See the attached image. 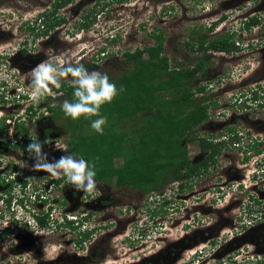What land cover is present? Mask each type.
I'll list each match as a JSON object with an SVG mask.
<instances>
[{
	"label": "rangeland",
	"instance_id": "rangeland-1",
	"mask_svg": "<svg viewBox=\"0 0 264 264\" xmlns=\"http://www.w3.org/2000/svg\"><path fill=\"white\" fill-rule=\"evenodd\" d=\"M96 1L75 0L58 8L57 15L64 22L44 35L43 27L26 31L39 15L28 23L23 17L33 7L50 8L51 0H0V55L14 52L8 63L0 59V95L8 99L2 108L0 105L3 110L0 116L4 113L24 117L26 106L31 103L30 80L25 74L49 57L64 54L71 62L79 61L89 71L105 72L113 80L125 66L121 52L152 43L149 33L154 27L165 32L164 53L171 66L192 65L187 58L196 59L203 54L190 50L185 42L193 44L200 36L212 39L233 32L237 44L233 55L216 50L206 52L205 71L190 86L193 89L203 83L206 97L203 102H216V106L208 108V119L194 132L223 145L218 147L216 163L206 172L190 180L186 174L182 175L183 181L191 185L182 192L178 191L176 181L164 183L149 194L126 185L117 187L112 181L109 186L97 182V190L91 194L77 191L73 186L69 193H62L59 189L63 180L53 183L56 178L32 169L35 160L26 161L28 155L16 142L14 130L9 138L0 139V264H40V256L57 255V264H88L87 258L93 256L97 264H236L229 254L235 252L237 239L247 236L249 228L257 231L263 222L259 218L262 215L252 211L256 206H252L254 197L249 195L264 197L261 189L264 187V57L256 49L264 45V28L255 25L244 30L242 23L243 17L254 9L258 16H264V0H124L109 3L102 12L100 6L106 0L94 6ZM93 7L99 9L95 22L78 29L82 16L91 13ZM214 21H218L215 28L205 31ZM39 24L36 21L35 25ZM252 39L253 53L248 44ZM23 45L27 52L21 50ZM102 51H113L116 55L102 58ZM252 87H258L256 100L252 98L253 92H249ZM239 92H247L251 100L235 101ZM48 95L50 100L44 102L43 97L32 110L38 109L36 117L28 119L29 122L26 119L25 125L26 134L37 139H41V129H50L53 144L43 152L52 162L65 155L63 149L68 147L70 130L60 133L59 124L46 119L45 112L47 104L62 105L67 100L66 94L53 87ZM42 112L45 113L38 115ZM228 137H239L242 147L239 149ZM252 139L260 150L257 155L251 149ZM187 151L193 162L207 154L197 141L188 142ZM127 156L125 153L123 157ZM4 188L9 191L5 192ZM151 209L159 212L151 216ZM44 210L50 222H61L65 215L77 217V221L83 219L82 231L95 228L83 239L84 249L75 245L77 232L65 226L53 222L48 229L37 228L31 215ZM186 232L190 234L189 242L176 240L173 251L178 248L180 252L172 251L169 255L163 249L166 243ZM209 238L213 240L207 242ZM92 241L93 245L99 242L98 247L102 244L99 251L108 248V253L91 255L87 248L97 246L90 245ZM237 256L234 257L239 264L246 261L242 250Z\"/></svg>",
	"mask_w": 264,
	"mask_h": 264
},
{
	"label": "trees",
	"instance_id": "trees-1",
	"mask_svg": "<svg viewBox=\"0 0 264 264\" xmlns=\"http://www.w3.org/2000/svg\"><path fill=\"white\" fill-rule=\"evenodd\" d=\"M73 1L75 0H53L52 7L39 15L44 35L64 22V18L56 14V10ZM114 1L124 2L106 0L100 6V12L104 6ZM99 4L100 0H97L94 6ZM98 10L97 7H93L91 13L83 15V20L77 25L78 29L83 25L93 24ZM217 22L214 21L205 31H212ZM257 23V17L246 19L242 23V28L250 29ZM30 29L34 31L37 27L32 25ZM233 34L225 33L212 39L200 36L193 44L185 42L190 50L201 51L203 54L196 59L188 57V62H193L192 65L178 63L180 66H171L164 53L165 32L162 28L154 27L149 33L152 43L143 47L137 46L132 50H123L120 54L125 66L112 81H115L118 89L123 86L125 91L111 104L102 106L101 114L107 117L102 135L91 129L89 120L81 117L73 121L64 115L61 105L47 104V110L52 120L59 124L61 132L65 129L70 130L69 152L94 160L97 165L95 179L108 185L114 181L117 187L126 185L144 194L152 193L164 183L173 181L178 182L180 192L190 188L191 185L183 181L182 175L186 174V179L190 180L197 174L206 172L208 166L216 162L219 145H223L214 142L211 137L200 136L194 132L198 125L208 119V108L216 103L203 102L206 97L194 98V94L203 91V88L192 89L190 86L199 78V73L205 71L206 52L216 50L231 53L237 48ZM114 54L113 51H107L102 58L112 57ZM57 90L66 94L67 100H72L73 89L70 85L63 84ZM48 98L49 96L46 97ZM29 116L32 118L33 113ZM11 125L16 130L14 133L16 142L24 148L25 154L29 155L26 148L32 142L31 135L26 134L25 122L20 121L18 117L4 116L0 119V137L8 136ZM228 139L231 143L238 140L237 137ZM191 141H197L202 151H209L197 162H193L187 154V143ZM255 152L259 150L256 149ZM125 153H128L127 157H123ZM252 211L259 213V209ZM158 212V209L150 210L151 216ZM48 216L43 213L33 215L36 226L48 229L50 223L54 222L57 225V221L50 222ZM83 222V219L76 223L65 219L63 226L77 229L81 232L79 233L81 239H85L91 230L82 231Z\"/></svg>",
	"mask_w": 264,
	"mask_h": 264
},
{
	"label": "clouds",
	"instance_id": "clouds-1",
	"mask_svg": "<svg viewBox=\"0 0 264 264\" xmlns=\"http://www.w3.org/2000/svg\"><path fill=\"white\" fill-rule=\"evenodd\" d=\"M45 10L46 9L43 7H33L24 15L23 19L25 21L32 20ZM34 21L35 23L38 21V24H41L39 17ZM35 23H33L35 27H40V24L36 26ZM4 47H7V45H4ZM104 52L105 51H102V55ZM219 52L224 53V51ZM25 75L30 80V101L35 104H39L40 100L45 97L46 94L50 93L53 87L60 89L63 84L70 85L73 89V98L71 101H63L61 105L62 112L66 117H70L73 121L78 120L81 117L85 120H89L91 129L101 135L104 133V126L107 122V117L101 114L102 106L105 104H111L119 94L125 91L123 86L118 89L115 81H112L107 73L99 70L89 71L84 64L79 61L73 63L70 59L66 58L64 54L43 60ZM198 77H200V75ZM197 87H202L203 91L195 93L194 95H201L199 98L205 97L203 83L202 85L198 84ZM257 90L258 87H252L249 91L251 93L253 92L251 95L255 100L256 97H258V95H256ZM245 93L247 92H239V94H235L234 99L241 98L240 102L243 99L251 100V96L249 98ZM233 94L234 93H232L231 96ZM93 117L96 118L93 119ZM237 138L238 140H235L233 144H238L239 142L237 146L242 147L239 137ZM30 139L32 142L27 145L26 151L35 160V163L32 165L33 170L45 171L50 174L52 178H56L54 180L63 178L66 184H70L77 191L91 194L97 190V180L95 179L97 176V165L94 160L85 159L83 156L75 152L65 151L67 154L60 156L59 159H54L52 162H49L48 154L42 152L43 145L48 144L49 140L45 139L41 142L37 137H30ZM251 142L253 143L251 149H256L257 144H255V139H252ZM17 179L21 180L19 176H17ZM12 180L15 181L14 179ZM54 182L55 181H53V183ZM244 205L245 204H243L242 209L244 208ZM41 212L44 213L46 210ZM256 214L251 213L253 216H256ZM258 214L261 215V213ZM33 215H31L32 220ZM238 217H241V213H239ZM63 218L64 220L61 221V223H63L65 219L76 223L78 219L77 217L68 218L65 215ZM240 227H243V225H240ZM204 242L205 241H202L200 243ZM260 260H262L261 257Z\"/></svg>",
	"mask_w": 264,
	"mask_h": 264
},
{
	"label": "flooded vegetation",
	"instance_id": "flooded-vegetation-1",
	"mask_svg": "<svg viewBox=\"0 0 264 264\" xmlns=\"http://www.w3.org/2000/svg\"><path fill=\"white\" fill-rule=\"evenodd\" d=\"M49 5H51V7H52V0H51V3L49 4ZM256 9H254V10H252L249 14H247L246 16H244L243 17V20H246V19H252V18H254V17H257V20H258V23L257 24H255V25H260L259 27H260V29H262V28H264V16L263 15H261V17L260 16H258L257 15V13H256V11H255ZM57 14V13H56ZM220 20V19H219ZM25 22H27V21H25ZM25 22L23 23V26H24V24H25ZM28 23V22H27ZM254 25V26H255ZM253 26V27H254ZM55 27H57V26H55ZM54 27V28H55ZM53 28V29H54ZM251 29V28H250ZM250 29H247V30H250ZM26 31H28V32H30L31 31V29H30V25H28V28L26 29ZM32 32V31H31ZM8 34L10 33V32H7ZM262 35H264V31H263V33H262ZM253 41H250V43H248V44H250V50H251V52L253 53L254 52V39H252ZM264 41V40H263ZM2 44H4V43H2ZM237 45V44H236ZM256 49H258L259 50V52L262 54L261 55V57L263 56L264 57V45L262 46V48H256ZM21 50H23V52H25L26 51V48H25V46L23 45V48L21 49ZM20 50V52H22ZM27 52V51H26ZM224 53H227V52H224ZM13 55H14V52H11V53H7L6 55H0V59L1 60H5L7 63H8V61L9 60H12V58H13ZM233 54H232V52H231V56H232ZM237 56V55H236ZM237 57H239L240 58V56L238 55ZM263 59V58H262ZM264 60V59H263ZM201 80V79H200ZM55 90L57 91V92H60V91H58L56 88H55ZM62 93V92H61ZM47 96H49V98L48 99H46V97ZM0 105H1V108L7 103V101H8V99L6 98V96H4V95H0ZM50 95H48V94H46L45 95V97H44V102H46V100H50ZM237 100H241V98H239V99H236L235 101H237ZM29 101V100H28ZM35 103H33V102H31V103H29L27 106H26V111H25V115H24V117L23 116H21V115H18V116H14L13 114H5L4 115V113L0 116V119L2 118V117H4V116H14V117H18V119L21 121V119H22V122H25V124L27 123L26 122V119L28 120V119H31V120H34V118L36 117V111L38 110V109H36L34 112L32 111L33 110V108H35ZM46 108V107H45ZM47 109V108H46ZM1 110V109H0ZM1 111H3V110H1ZM48 115H46V119H48V120H50L51 122L53 121L52 120V117H51V114L50 113H48V110H46L45 111ZM45 112H42V113H39L38 115H41V114H44ZM32 114L33 113V117L32 118H30V116H29V114ZM28 122H29V120H28ZM202 124V123H201ZM200 124V125H201ZM59 127V126H58ZM59 132L61 133V130H60V128H59ZM41 139H38V140H40L41 142H43L45 139H48L49 140V143L48 144H44V146H43V150H46V149H49L50 148V145L51 144H53L52 142H50V140H51V138H52V136L53 135H51L50 136V129H41ZM31 137H33L32 135H31ZM33 138H35V137H33ZM213 139V138H212ZM215 139H213V141H214ZM216 141V140H215ZM214 141V142H215ZM238 144H239V142H238ZM241 144V143H240ZM69 146L66 148V149H63V152L65 153V154H67L65 151H67V152H69ZM240 149V148H239ZM257 150H259L258 148H256ZM256 149H254V151H256ZM43 152V151H42ZM209 153V151H207V154ZM256 153V155L257 154H259L260 153V150H259V152H255ZM206 154V155H207ZM247 156H245L244 157V160H247L248 159V157L246 158ZM32 157L30 156V155H28L27 156V158H26V161L28 160V159H31ZM34 159V158H33ZM1 162V161H0ZM216 163V162H215ZM214 163V164H215ZM211 166V165H210ZM209 167V166H208ZM1 172V171H0ZM186 178H187V176H186ZM61 180H63L64 181V179L62 178V179H59L58 180V182H54V183H59V182H62ZM97 182H101V181H98L97 180ZM173 182H175V181H173ZM101 183H103V182H101ZM103 184H105V186H109L108 184H106V183H103ZM252 185H254L255 186V184H252ZM2 186V185H1ZM70 184H66L65 182H63L62 183V186L60 187V189H59V191H61L62 193H69L70 192ZM263 191H264V187H262L261 188ZM3 190H5V192H8L9 191V188H4ZM249 197H254L252 200L253 201H251L252 202V206L253 205H255L256 206V208L255 209H259V213H262V216H259V218H262V220H263V222H261V223H259V226L257 227V231H256V229H254V232H253V228H249V230H247L248 232H247V240H246V242H244V243H242L241 244V246H239L237 249H235V252H233L232 254H229V255H231V259H233L235 262H236V264H239V261H238V251L239 250H242L243 252H244V254H245V258H246V261H244V263L243 264H264V202H263V200H264V197H255L253 194L252 195H249ZM263 199V200H262ZM62 202H63V199H62ZM263 205H262V204ZM252 206H251V208H252ZM254 209V210H255ZM87 218H89V216H87V217H84V219L85 220H87ZM57 226H63V223L61 224V222H58L57 221ZM66 227V226H65ZM253 227H256V225L255 226H253ZM68 228V227H67ZM242 228V227H241ZM260 228V229H259ZM93 229H95V228H92V229H90L91 231L93 230ZM69 230H71V231H74V232H77L76 233V238H75V245L77 246V248H80L81 250L82 249H84V247H83V243H84V241L81 239V236H80V234L79 233H81V232H78V230L77 229H69ZM245 233H246V231H245ZM92 234H93V232H92ZM188 234V235H187ZM252 234H253V236H252ZM189 233H185V235H181L178 239L176 238L175 240H172V241H170V242H168V243H166L167 245H165V247L163 248V249H165V251L166 252H168L169 253V255H170V253L173 251V246L175 245V244H177V243H173V242H175L176 240H179V243H188L189 241H188V239H189ZM253 237V238H252ZM207 241H212L213 240V238H209V239H206ZM79 241V242H78ZM93 242L94 241H92L91 243H90V245H92V246H95V245H97V246H95V247H92L91 249H89V248H87V250L90 252V254L91 255H98L99 254V256H103L104 254H107L108 253V248H105V249H102V251H99V248H101V246H102V244H100V246L98 247V243L99 242H97L95 245H93ZM15 246L17 247L18 245H19V241L18 240H16L15 241ZM212 244H216L215 242H213ZM227 245H225V247H226ZM228 246H229V244H228ZM171 247V249H169ZM162 249V250H163ZM183 250V249H182ZM176 251V254L178 253V252H180L179 250H178V248H176V249H174V251L173 252H175ZM234 256H237V257H234ZM59 257V255H57V257H49V258H43L42 256H40L39 257V260H41V262H40V264H57V262H58V260H57V258ZM260 257L262 258V260H260ZM87 260H88V264H97V263H95V261H97V259L95 260V258H94V256L93 257H89V258H87ZM60 264V263H59ZM151 264H154L153 262H151Z\"/></svg>",
	"mask_w": 264,
	"mask_h": 264
},
{
	"label": "water",
	"instance_id": "water-1",
	"mask_svg": "<svg viewBox=\"0 0 264 264\" xmlns=\"http://www.w3.org/2000/svg\"><path fill=\"white\" fill-rule=\"evenodd\" d=\"M237 240L238 241H236V245H234L235 248H238L239 246H241L242 243L246 242L247 236H241ZM222 252H224V251H222Z\"/></svg>",
	"mask_w": 264,
	"mask_h": 264
},
{
	"label": "built area",
	"instance_id": "built-area-1",
	"mask_svg": "<svg viewBox=\"0 0 264 264\" xmlns=\"http://www.w3.org/2000/svg\"><path fill=\"white\" fill-rule=\"evenodd\" d=\"M15 129H14V126L13 125H11L10 126V131H9V134H11L13 131H14ZM9 134H8V136H1L0 137V139H2V138H9ZM12 177V179L14 178L13 176H11ZM35 214H39V212H35Z\"/></svg>",
	"mask_w": 264,
	"mask_h": 264
}]
</instances>
